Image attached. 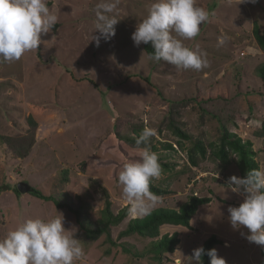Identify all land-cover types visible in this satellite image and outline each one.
<instances>
[{
	"label": "rangeland",
	"instance_id": "374dc122",
	"mask_svg": "<svg viewBox=\"0 0 264 264\" xmlns=\"http://www.w3.org/2000/svg\"><path fill=\"white\" fill-rule=\"evenodd\" d=\"M99 2L48 0L58 23L42 36L37 51L0 63V239L23 220L51 219L58 212L65 229L82 242L85 256L75 264H160L146 254L150 239L118 238L130 219L139 218L129 212L119 225L109 227L114 245L105 234L90 239L85 232L98 226L103 190L113 214L130 207L118 173L125 162L141 159L140 149L116 135L133 136L132 130L141 134L140 129L150 127L156 130L149 141L151 150L154 147L161 156L160 164H173L168 171L161 165L162 177L152 181L170 191L158 197L152 210H178L191 195L210 200L199 206L189 230L161 228V235L178 233L180 240L161 264H190L193 250L213 236L221 241L214 249L226 264H261L264 246L249 242L248 229H234L229 219V206L244 201L224 177L226 172L229 178H240L236 159L231 157L224 172L216 161L190 168L187 142L179 148V138L171 135L166 122L169 118L204 144L217 142L220 125H226L260 152L256 162L264 171V138L256 134L262 133L264 121V82L258 76L264 52L252 34L254 24L264 32V0L255 4L196 0L210 18L195 39L183 43L206 53L209 66L200 71L157 63L146 55L143 43L134 44L132 34L154 0H120L115 36L107 42L101 39L97 47L92 37L99 35L95 30ZM181 99L184 103L177 102ZM172 101L177 104L169 107ZM236 106V113L240 109L245 114L239 121L231 109ZM219 110L229 112L232 122L226 124L227 119L216 120L209 113L219 115ZM163 142L172 144L174 151L163 150ZM19 183L53 201L32 192L16 193Z\"/></svg>",
	"mask_w": 264,
	"mask_h": 264
},
{
	"label": "clouds",
	"instance_id": "9594fccd",
	"mask_svg": "<svg viewBox=\"0 0 264 264\" xmlns=\"http://www.w3.org/2000/svg\"><path fill=\"white\" fill-rule=\"evenodd\" d=\"M119 4L120 0H100L96 5L95 30L99 35L92 39L97 47L101 39L107 42L115 36ZM209 18L210 13L197 6L196 0H154L131 38L136 46L150 43L153 53L149 59L157 63L164 61L177 70L200 71L209 66L206 53L185 46L183 41L195 39ZM57 23L58 16L50 10L48 0H0V63L18 61L24 54L37 51L42 36ZM155 136V129L145 127L135 140L141 159L125 162L118 173V183L133 217L150 215L158 199L150 190L151 182L163 174L158 154L149 146L150 138ZM228 186L232 192L244 195L243 203L228 208L232 227L247 228L250 234L246 239L264 246V171L253 169L242 178L232 176ZM70 232L58 212L51 219L23 220L0 239V264H75L85 253L82 242L74 238L75 232ZM205 254L211 258L210 264H226L216 249L205 252L202 246L193 250L190 264H203Z\"/></svg>",
	"mask_w": 264,
	"mask_h": 264
},
{
	"label": "trees",
	"instance_id": "16d2710c",
	"mask_svg": "<svg viewBox=\"0 0 264 264\" xmlns=\"http://www.w3.org/2000/svg\"><path fill=\"white\" fill-rule=\"evenodd\" d=\"M252 34L255 39V42L260 51L264 52V32H261L258 24L253 25ZM143 49L146 55L149 57L153 53L151 44H143ZM258 76L262 82H264V64L258 68ZM184 103L185 99L178 100ZM193 101V100H191ZM177 102L172 101L168 106L172 107L177 104ZM232 103V101H231ZM236 108H231L233 112L236 113ZM171 113V110H170ZM216 120L227 119V123H231V115L227 111H220L219 115L216 112H209ZM245 115V114H244ZM242 111L238 112V116L242 118ZM236 119V118H235ZM236 121V120H234ZM33 125V121H30ZM233 127L237 128V124L234 122ZM166 128L171 130L170 133L176 138H179L176 145L179 148H182L183 142H187L186 145V158L190 168L201 167L204 161L216 163L221 167L220 172H224V169L228 168L229 165L233 162L231 157L233 156L236 159V164L240 172V178L244 177L247 172L257 169L260 170L258 163L256 162L257 152L253 149L252 143L249 140H243L241 137L230 131L226 125H220V135L215 143L208 142L204 144L202 140L193 139L185 131L181 130L179 127L175 126L173 121L169 118L166 122ZM143 131L142 129H140ZM169 130V131H170ZM133 136L129 135H116L118 140L124 142L130 147L137 148L135 144L136 138L140 136L138 130H132ZM261 132L256 133L258 136L264 138V121L261 123ZM163 150L174 151L172 144L169 142H163ZM143 147V146H142ZM264 149V148H263ZM154 151L155 148L153 147ZM264 151V150H263ZM155 152V151H154ZM158 157L161 156L158 154ZM161 159V158H160ZM163 165L164 170H169L173 168V164H168L165 162ZM201 169V168H200ZM203 169V168H202ZM205 169V168H204ZM224 177L229 179V175L224 172ZM16 193H19L17 189H14ZM150 190L157 196L163 197L170 193L169 190L154 185L152 182L150 184ZM31 195L36 198L43 199L45 201H53L52 198L43 197L42 194L33 189ZM104 195V207L101 210V217L98 220V226L96 228L86 229V235L90 239H95L101 234H105L106 237L111 241L109 235V227L119 225L127 216L129 212V207H123L117 214H113L111 211V201L109 200V195L106 190H103ZM210 200L206 197H199L197 195L189 196L188 200L183 203L178 210L169 209V208H157L151 211V214L143 218H132L126 224L124 230L118 234V238L130 237L132 235H137L142 238H147L152 241L150 246L146 250V254H149L151 259L154 261L162 263L166 258L167 254H171L175 251L176 246L179 244L178 233L162 234L160 233L163 226H172V227H183L190 229V220L193 215L196 213L199 206L209 203ZM61 207L62 206H58ZM77 217V214L72 210H69ZM78 218V217H77ZM112 242V241H111ZM113 244V242H112ZM221 244V241L216 237H210L202 243V247L205 249V252L214 248L215 245ZM114 245V244H113ZM261 264H264V251L261 253ZM210 257L205 254L202 257L203 264H210Z\"/></svg>",
	"mask_w": 264,
	"mask_h": 264
},
{
	"label": "water",
	"instance_id": "95a60500",
	"mask_svg": "<svg viewBox=\"0 0 264 264\" xmlns=\"http://www.w3.org/2000/svg\"><path fill=\"white\" fill-rule=\"evenodd\" d=\"M18 192L25 193V192H32L33 189H31L27 184L25 183H19L16 187Z\"/></svg>",
	"mask_w": 264,
	"mask_h": 264
},
{
	"label": "crops",
	"instance_id": "0c3cea01",
	"mask_svg": "<svg viewBox=\"0 0 264 264\" xmlns=\"http://www.w3.org/2000/svg\"><path fill=\"white\" fill-rule=\"evenodd\" d=\"M238 111H240V109H238ZM237 114H238V113H235V115H237ZM235 118H236L237 121H239V119H240L239 116H236ZM245 122H246V121H245ZM238 123H239V127H240L241 124H240V122H238ZM236 124H237V123H236ZM236 129H237V128H236ZM236 129H235V130H236ZM237 130H238V129H237ZM237 130H236V131H237ZM259 153H260V152H259ZM259 153H258V154H259ZM241 195H242V194H241ZM241 198H243V196H241ZM243 199H244V198H243Z\"/></svg>",
	"mask_w": 264,
	"mask_h": 264
}]
</instances>
